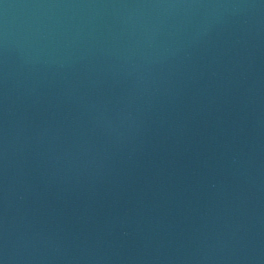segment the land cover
Listing matches in <instances>:
<instances>
[{"label": "water", "instance_id": "obj_1", "mask_svg": "<svg viewBox=\"0 0 264 264\" xmlns=\"http://www.w3.org/2000/svg\"><path fill=\"white\" fill-rule=\"evenodd\" d=\"M0 264H264V0H0Z\"/></svg>", "mask_w": 264, "mask_h": 264}]
</instances>
